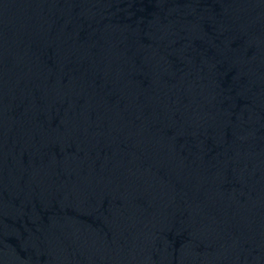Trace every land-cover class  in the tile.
I'll return each mask as SVG.
<instances>
[{
    "label": "water",
    "instance_id": "95a60500",
    "mask_svg": "<svg viewBox=\"0 0 264 264\" xmlns=\"http://www.w3.org/2000/svg\"><path fill=\"white\" fill-rule=\"evenodd\" d=\"M0 264H264V0H0Z\"/></svg>",
    "mask_w": 264,
    "mask_h": 264
}]
</instances>
